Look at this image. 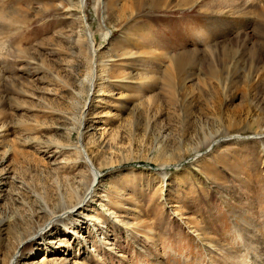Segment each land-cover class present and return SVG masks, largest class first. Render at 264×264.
<instances>
[{
	"label": "rangeland",
	"instance_id": "obj_1",
	"mask_svg": "<svg viewBox=\"0 0 264 264\" xmlns=\"http://www.w3.org/2000/svg\"><path fill=\"white\" fill-rule=\"evenodd\" d=\"M85 3L0 0V264H264V0Z\"/></svg>",
	"mask_w": 264,
	"mask_h": 264
},
{
	"label": "bare ground",
	"instance_id": "obj_2",
	"mask_svg": "<svg viewBox=\"0 0 264 264\" xmlns=\"http://www.w3.org/2000/svg\"><path fill=\"white\" fill-rule=\"evenodd\" d=\"M85 4H86L85 0H82V6H84ZM91 43H92V45L94 44V40L93 39L91 40ZM93 50H94L93 52L96 55L98 50H96L94 48H93ZM93 63H95V62H93ZM95 74H94V76H95ZM94 76H92V77H94ZM93 79L94 78L91 79V82H93ZM93 85H95V84H92V88H93ZM212 144H214V143L211 142V145ZM83 156H84L85 161H87L89 163V165H90L89 167L92 169L91 170L92 171V182L89 185L88 192H87L86 196L82 199V201H80L77 204H75L69 210L64 211V212L58 214L57 216H55L53 218L52 222H50V224L55 223V222H61L65 218H68V217L72 218L80 210H82L84 208L88 209L91 200L95 196L97 197V194H98V191H99V188H100V184H101L102 175L100 173H98V171H96V169H94L93 165L89 161V158H87V156H85V155H83ZM46 235H47L46 229L43 228V229L37 230L30 237L22 238L20 240L19 246L16 248V250H15L14 254L12 255V257H11V259H10L8 264H18L21 260H25V261L29 262V263H26V264H69V261L66 258H64L62 256L59 257V256H54V255L53 256L52 255H48L49 253H47V255H44V256H42V257H40L38 259H34V260L31 261V258L33 256L32 253H34L35 250L36 251H41V250H44L43 248H47V250L48 249L54 250L55 248H60L61 249V248L66 247L65 246V244H66L65 240H62L61 238L60 239L58 238L57 240L53 239V237H52L53 234L52 233H51V235L49 234L47 237H46ZM41 238H44L43 239L44 241H42L39 244H40V246H43V247L41 248L38 245L39 248H35L36 242L39 239H41ZM36 246H37V244H36ZM47 250H46V252H47Z\"/></svg>",
	"mask_w": 264,
	"mask_h": 264
}]
</instances>
